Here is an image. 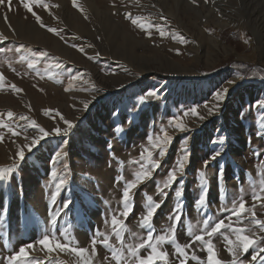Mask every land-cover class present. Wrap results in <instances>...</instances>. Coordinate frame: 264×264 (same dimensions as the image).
Here are the masks:
<instances>
[{"label":"rangeland","instance_id":"rangeland-1","mask_svg":"<svg viewBox=\"0 0 264 264\" xmlns=\"http://www.w3.org/2000/svg\"><path fill=\"white\" fill-rule=\"evenodd\" d=\"M43 2L48 9L34 4L33 10L47 27L56 28L63 40L40 27L21 0H10V6L6 0L0 5V34L7 38L0 43V73L5 77L0 81V118L8 122L6 114L12 111V126H25L29 137L34 132L19 119L21 116L51 131L56 125L64 126L56 116L58 110L75 127L66 138L67 145H62L66 155L61 163H54L60 138H46L42 146H37L39 150L26 152L25 160L8 180L0 181V264H9L8 257L27 244L34 245L29 250L28 264H77L71 252H55L49 259L38 243L48 232L56 233L62 242L66 232L71 241L68 246L88 248L93 264H116L109 249L100 243L104 236L97 235V230L120 247L105 219L121 207L124 183L134 179L139 170L141 152L151 149L147 137L162 135V128L173 140L167 145L160 167L133 192L134 209L125 220L127 231L123 233L125 254L128 244L139 243L146 236L138 216L147 195L157 202L163 200L154 215V235L171 226L168 216L177 202L174 192L180 180L183 207L176 239L181 245L191 243L194 235L201 233L203 220L208 217H212L210 223L219 219L229 223L223 207H230L241 189L246 206L251 207V186L256 185L258 190L264 181V110L257 106L258 101H264V0ZM129 13L133 18L142 17L146 24L165 28L168 35L161 37L152 27L149 37L132 24ZM221 21L230 23L221 27ZM214 34L222 42L218 46L210 43ZM177 37L186 42L181 43ZM80 47L84 52L79 51ZM41 51L48 53L37 65L43 79L27 67V59L20 60L22 55L31 59ZM48 63L61 65L52 69L58 73L52 79L45 74ZM235 63L248 66L257 76L245 75ZM77 74L82 78L72 80L71 76ZM12 84L22 91L17 93ZM222 87L229 89L226 98L219 111L208 116L205 105L213 106L214 92ZM150 89H157V94L146 97L147 102L137 109V97ZM193 106H199L198 112L207 118L200 121L192 115L183 116ZM46 110L53 111L46 114ZM177 116L183 117L190 131L179 132L168 125V120ZM0 134L4 136L0 141V167H8L16 156L17 144L25 141L5 129H0ZM221 135L226 137L222 157L205 166L217 147L213 141ZM185 145L190 152L189 162L182 177L166 190L165 199L157 193V185L166 179ZM153 152L156 158L158 152ZM64 164L67 184L57 193L58 180L65 177ZM221 166L224 171L218 181ZM53 171L56 177L51 175ZM198 172H205L209 188L201 210L195 205L200 192ZM66 199L73 204L72 211L65 214L61 205ZM57 210L60 215L53 226L50 220ZM255 212L258 219H264L260 201L256 202ZM233 222L239 223L235 218ZM244 224H248L247 219ZM189 228L192 236L187 234ZM224 231L230 235L227 229ZM93 238L98 241L94 254ZM212 240L217 257L230 264L232 257L223 237L216 234ZM162 250L168 252L169 264H178L173 244H164ZM187 251L199 260L189 258L186 264L206 262V246L201 242L192 243ZM139 254L146 255L147 250L141 249ZM254 254L252 249L241 253V264H259V258L251 260Z\"/></svg>","mask_w":264,"mask_h":264},{"label":"snow or ice","instance_id":"snow-or-ice-1","mask_svg":"<svg viewBox=\"0 0 264 264\" xmlns=\"http://www.w3.org/2000/svg\"><path fill=\"white\" fill-rule=\"evenodd\" d=\"M10 6V0H8ZM23 8L31 13L36 21L40 24V27L47 28V31L50 33H54L59 36L62 40L63 36L60 35V32L56 28L47 27L41 20V17L37 15V13L33 10L34 4H40L45 9L49 8V5L44 3L43 0H21ZM75 4V0H73ZM193 3H196V0H193ZM6 0H0V5H5ZM58 7V5H57ZM128 18L131 20L132 24L137 25L141 30H144L146 34L151 37L152 32L151 28L155 27L156 31H158L161 37H165L168 35V32L165 28L159 25H150L142 22L143 18L137 16L133 18L131 14H128ZM5 20L7 21V16H5ZM181 43H185L186 41L181 38ZM7 38L0 34V43H3ZM73 47H77L76 45H72ZM23 47V46H21ZM91 47V45H89ZM80 52H84V48H79ZM177 54H179V50L177 49ZM48 56L47 51H41L38 55H34V58L28 59L25 56H20V60L24 61L27 59V67L29 69H33L36 71V75L41 76L40 70L37 68V65L40 63V60L43 57ZM91 59V57H89ZM60 64H52L48 63L45 67V74L49 79L57 76L58 73L52 71V69L60 68ZM44 77L41 76V79ZM82 78V74H77L71 76L72 80H80ZM5 77L3 73H0V81L4 80ZM235 81H228V84H232ZM17 93L21 92L22 89L16 87L15 84L10 86ZM71 90V89H66ZM228 87H222L217 89L214 92V102L212 107H208V116L215 115L216 112L219 111V108L222 102L226 98V94L228 93ZM158 92L157 89H150L144 95L137 97L136 99V107L139 109L144 103L147 102L146 97L154 96ZM257 106L264 110V101H258ZM85 108L88 107L87 104L84 105ZM199 106H193L190 109L184 111L183 116L192 115L197 117L200 121L205 120L207 117L205 115H201L198 112ZM53 110H46V114L50 113ZM56 111V116L59 117V120L63 122V127L56 125L52 128L51 131H46L44 127L40 126L36 123L35 120L28 122V117L21 116L20 120L26 122L27 128H31L34 132V135L29 137L25 134L26 128L23 125H17V128L20 130L17 131V128H14L12 125L15 123L14 114L12 111L7 112V121L5 119L0 118V129H5L8 133H10L14 137H22L25 143L17 144V152L16 156L13 157V162L8 167H0V181H6L10 178V176L17 170L20 162L25 160L26 152L32 153L33 149H37L38 145H41V141L46 142V138H60V145H58V150L55 151V161L54 163H61L63 157L66 155L62 145H67L70 133H72L73 128L75 127L73 121L66 119L63 115ZM113 115H118L117 112H114ZM262 119H264V113H262ZM168 125L172 128H175L179 132L190 131V129L183 122V117L177 116L172 117L168 120ZM119 129L120 126L118 125ZM161 134H156L155 137L148 136L147 140L149 144H151V149L145 148L141 152V161L139 163V170L135 172L134 179L130 181H126L124 183V187L122 190V199H121V207L114 210L110 215V218L105 219V224L108 225L110 223L111 228L115 236L117 237L120 247L117 248L115 245L111 244L109 241V237L104 233L97 230V235L104 236V239L100 241L103 246L111 252L112 260L116 262V264H169V254L167 251L162 250L164 244H173L175 246V255L178 260V264H186V261L191 258L193 260H199V258L194 254H190L187 249L191 248L192 243L196 241L201 242L206 246L207 251V260L206 262H201V264H225L224 261L217 257V252L214 250L215 245L213 244V236L219 234L223 237V240L226 242V251L232 257L230 264H241L239 259L241 253H248L250 249L255 253L251 256L252 261H257L259 258V264H264V256H261V253H264V219H258L256 216L255 208L256 202L260 201L261 206L264 207V181H262L258 187L256 185H252L251 199L253 204L251 207L246 206L247 201L243 195V189H241V194L238 197H235L231 200L230 207L224 206L223 211L228 213L227 220L229 223H225L224 219H219L217 221L211 222L212 217H208L203 220V228L201 229L200 234L194 235V239L189 244L181 245L177 242L176 239V230L177 226L180 225L181 217H182V207L183 200L181 199L183 195V181L180 180V183L177 185V188L174 192L175 197L177 198V202L174 204L172 211L170 212L168 219L172 221L171 226L160 234L154 235L153 231V219L157 210L161 207L163 200L157 202L153 199L152 195H147L146 204L143 206V212L138 216V224L139 227L144 229L146 236L140 239L139 243L128 244L127 245V254H125V241L123 233L127 231L125 220L131 215L134 209L133 203V192L134 190L144 182L145 180L151 178L153 174V170L158 169L160 167L161 158L166 155L167 145L170 144L173 140V136L169 135L166 130L161 129ZM187 139V137H185ZM4 140L3 134H0V141ZM226 142V137L221 135L217 140H214L213 143L217 145L214 149L213 153L210 155L209 159L204 162L205 166L209 163V161H216L218 158L222 157V153L225 151L224 144ZM42 146V145H41ZM156 150L158 152V156L154 158V152ZM182 155L178 156L175 161L174 166L169 170L166 179H164L160 184L157 185V193L163 197L167 198L168 189L172 188V185L178 181L182 177L185 171V164L189 162L190 152L188 147L185 145L184 148L181 149ZM62 168L65 172V177L60 178L56 185L57 193H59L60 189L67 184L66 173H67V165H62ZM223 166L220 167L218 172V181L219 178L223 175ZM53 177L57 176V172L53 171L51 173ZM123 180V177H120ZM198 179L200 184V192L198 195V199L195 201V205L198 210H201L205 206L206 196L208 193V182L205 172H198ZM73 202L71 199H66L61 208L64 210L66 214L68 211H72L70 205ZM60 215V210L54 212L51 216V224L55 226L57 223V218ZM123 217L124 219H121ZM233 218L235 221L239 223L236 224L233 222ZM248 220V224H244L245 220ZM225 229L230 232L229 234H225ZM187 234L192 236L193 233L191 228L187 230ZM207 237V239H205ZM97 239L93 238L91 243L93 245V254L95 250V245L97 244ZM38 243L42 246L43 249H46V252L51 259V254L55 252H71L77 257V264H93L92 257L89 254L88 248H76L69 247V243H71L67 233L65 232L63 235V242L61 239H58L56 233L48 232L45 233L42 238L38 241ZM33 244H27L21 246L15 254L8 257L9 264H28L29 250L33 249ZM147 250L146 255H140V250ZM33 264H39V262H33Z\"/></svg>","mask_w":264,"mask_h":264},{"label":"bare ground","instance_id":"bare-ground-1","mask_svg":"<svg viewBox=\"0 0 264 264\" xmlns=\"http://www.w3.org/2000/svg\"><path fill=\"white\" fill-rule=\"evenodd\" d=\"M225 19V18H224ZM230 22H228V21H221L220 22V26L221 27H226L228 24H229ZM236 23V22H235ZM237 24V23H236ZM260 25V24H259ZM220 28V27H219ZM257 28L259 29V27H258V25H257ZM257 31V30H256ZM259 33V32H258ZM261 34V33H260ZM211 42L210 43H212V44H214V45H216V46H218L219 44H221L222 42L220 41V39H219V37L217 36V34H214L213 35V37L212 38H210L209 39ZM208 40V41H209ZM207 42V41H206ZM224 47V46H223ZM227 48V47H226ZM213 50V49H212ZM208 53V52H207ZM181 64V63H180ZM180 67H181V65H180ZM185 68V67H184ZM185 70H186V68H185ZM125 77V76H124ZM123 77V78H124ZM134 78H136V77H134ZM131 79V78H130ZM127 83V82H126ZM119 84V83H118ZM122 84V83H121ZM119 86V85H118Z\"/></svg>","mask_w":264,"mask_h":264},{"label":"trees","instance_id":"trees-1","mask_svg":"<svg viewBox=\"0 0 264 264\" xmlns=\"http://www.w3.org/2000/svg\"><path fill=\"white\" fill-rule=\"evenodd\" d=\"M237 65H239L240 67V70L242 71V73H244L245 75H249V76H252V77H255L257 76V73H255L254 71H250L249 67L248 66H245V65H240L238 63H235ZM252 72V73H251ZM251 73V74H250Z\"/></svg>","mask_w":264,"mask_h":264}]
</instances>
